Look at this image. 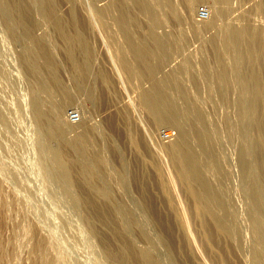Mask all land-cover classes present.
<instances>
[{
	"label": "rangeland",
	"instance_id": "374dc122",
	"mask_svg": "<svg viewBox=\"0 0 264 264\" xmlns=\"http://www.w3.org/2000/svg\"><path fill=\"white\" fill-rule=\"evenodd\" d=\"M22 1L21 10L14 7L6 16L11 1L0 0V264H144L143 252L158 264H264V94L259 128L255 83L247 75L255 67L264 85V0H153L160 20L155 30L175 44L157 75H177L185 95L176 88L172 95L185 103L182 113L192 136L200 132L210 148L194 142L206 167L202 176L215 190L213 199L212 190L207 196L211 217L199 212L187 192L199 184L184 182L171 163L168 148L179 128L154 124L146 108L143 91L152 80L115 21L116 0L57 2L68 28L87 36L91 71L82 87L58 25L43 14L40 0ZM110 2L114 9L96 13V7ZM201 6L213 10L212 27L198 17ZM140 14V24L133 26L138 37L150 29L147 14ZM231 26L261 28L262 40L253 34V41L228 42ZM42 37L63 89L34 52ZM39 110L64 128L71 177L55 154L62 143L49 134ZM71 111L79 114L78 122L71 121ZM165 131L172 138L166 139ZM241 155L247 173L240 168ZM82 165L102 192L91 189ZM165 177L175 207L163 188ZM219 201L226 208H216ZM214 217L232 230H219ZM38 242L42 249L36 248Z\"/></svg>",
	"mask_w": 264,
	"mask_h": 264
},
{
	"label": "bare ground",
	"instance_id": "6f19581e",
	"mask_svg": "<svg viewBox=\"0 0 264 264\" xmlns=\"http://www.w3.org/2000/svg\"><path fill=\"white\" fill-rule=\"evenodd\" d=\"M10 1L11 2H9L7 9L4 10V13L6 14V16L9 13H10L9 15H12L11 13L14 12L13 11L14 7H18L17 9H19L20 7H22V3H23L22 0H10ZM40 1H41V7H42L43 14L46 15L50 20H52L53 22H55L58 25V27L60 29L59 31L62 34V36L64 37V39H65L64 41H66V43H67V46H66L67 47V57H68L67 59L69 60L71 67L74 70V74L77 78L76 82H78V85L80 87L84 86L86 84L85 80L88 76V73H90V71H91V69H90L91 63H90V55H89V44L87 41V36L85 35L83 30H81V29H77V30L72 31L70 29V27L68 28L65 18H64V21L66 23H64V21H62L63 18L60 17V15L58 14V11H57L58 0L57 1L56 0H40ZM224 2H225V0H224ZM226 2H227V0H226ZM112 3H114V2H112ZM131 3H132V5H131ZM153 3H154L153 0H116V2L114 3L116 6H114L110 2V4L107 3L105 6L98 7V8L96 7L97 12L96 11L95 12L97 14L98 13L101 14V16H102L103 13H105V12L108 13L109 10H111L113 6L115 8L117 7V10L114 9V7H113V9L117 12H114L112 10L113 14L117 13L116 14L117 17L114 14L115 17L117 18V20H115V17H114V20L121 27L122 31H124V33L128 39L127 42H129L130 47L132 48V52L134 53V55H136L135 57L137 58V61L139 62V60H140L141 66H142L143 70H145L144 72L148 74V76L147 75L146 76L152 80V87L150 89L143 91V100H144V103L146 105V108L148 109V111L152 117V120L154 121V124H170V125H175L179 128V135L177 136V138L172 140L173 143L168 148V152H169L168 154L170 156V159L172 160L171 163L174 162L176 164L175 166H177V168L179 170L178 173H180L179 176H181L180 179L181 178L184 179L185 180L184 182L189 183L190 181H193L194 184L196 182L199 184L200 187L198 188V186L196 185V187H197V189H196L195 187H191L189 184L186 183L187 185L190 186L189 187L190 189L187 192L191 193L196 198V200H197L196 202L201 205V206L198 205L199 207H197V203L195 202V199H194V202L196 204L195 205L196 208H200V209H198L199 212L202 210L201 212L204 211L205 213H207V212L211 213L213 208H210V204H209L210 202L208 199V197H210V196L208 194L212 190V193H210L212 198H210V200L213 199L212 195L215 194V192H214L215 190H214V187L212 186V183H209V180L206 181L203 178L204 174L202 176V172L206 173V171H203L206 167L204 166L205 164L203 165L204 162H202L203 159H201L199 151L197 150V148L194 147V142L196 143L195 146L198 144L199 145L203 144V146L206 148H209V146L206 143H204L200 132L197 131L195 138L192 136V131H191L190 125L187 123L188 120H186V118H187V116H185L186 113H185V115L182 113V112H184L183 111V109H184L183 104H185V103L182 101V103H183L182 104L181 101H179V99H178L179 96L174 97L172 95L173 90L177 89L176 91H178V92L182 91L181 86H179V84L177 82L178 79L176 80V77H175L177 75H175L173 73L172 74L175 76L168 74L164 77H158V75H157V70L160 69V64H162L164 57L173 51V48H175L174 47L175 44H174V41L168 39L167 36H161L156 32L155 28L159 24L160 20H159V15L157 14ZM130 5L135 7L134 10H137L136 11L137 13L131 9ZM23 7H24V4H23ZM21 9L22 8H20V10ZM20 12L18 11V15L20 14ZM118 12H119V14H118ZM138 13L139 14L143 13L144 15L147 14L145 16H148V19H149V28H150L149 33H148V35H145V36L143 35L141 37L140 36L138 37V35L137 36L135 35L134 27H133L136 23H138V20H140L137 18L139 16ZM19 17H20V15H19ZM216 19L217 18L215 17L213 10L210 8L209 18L203 19L201 21H203L204 25L207 28V26L212 27L215 24ZM138 24H140V23H138ZM26 26H28V25H26ZM136 26H137V24L135 25V27ZM135 29H136L135 31H137V28H135ZM30 30H31L30 27H27L25 32L28 35H31V37H33V35H32L33 33ZM228 32H229L228 42H234V44H236V45H240L242 40L247 38V37L249 38V41L250 40L253 41V34L256 36V38L257 37L259 38L256 40V41H258V40H260L261 34H262L261 28H257V27L245 28V27L231 26L229 28ZM36 40H38V39H35L34 41L36 42ZM261 40H262V38H261ZM212 41L214 42V38ZM216 41L214 42V44L217 43ZM37 44H39V45L36 49H35L36 46H34V49L36 50L34 52L36 53L37 58L39 60L42 59L41 61L43 62V64H45L46 67L51 70L52 75H51L50 79L53 80L52 82H54L55 85H58L59 87H61L63 89V83L58 76L57 64H56V61H55V58H54V55H53L51 49L46 45L45 39L43 37H42L41 41L38 40ZM248 44L250 45V42ZM256 44H258V43L256 42ZM257 46H259V44ZM261 47H260V49H261ZM238 48H240V47H238ZM251 48L252 47H250V49ZM215 50H216V48H215ZM218 53H219V49H218ZM247 57H249V56H247ZM223 61H221L220 64H222ZM251 61H252V63H254V60H251ZM251 61H250V63H251ZM42 62H41V64H42ZM225 64H226V62L222 66L224 67ZM142 68H140V70ZM257 70L255 69V67L251 66V68L247 72V75L251 80L254 81V82L253 81L252 82L255 83V86L252 83V88L254 86V89L252 90V101H253V111H254L255 116H256L255 125H257L259 127L260 122L261 123L263 122V121H261V118H260V113H261L260 111H261L262 107H260L261 105L259 103H260V100L264 94V89H263L264 85L262 86V81H260V79H263V78H261L262 75L260 76V74H258ZM145 73L143 75H145ZM44 79H45V77H44ZM48 82H43V86L47 87ZM172 88H173V90H172ZM182 93H183V91H182ZM183 95H185V93H183ZM64 96H66L65 98H67L68 101H71L73 99L71 94H69L67 92H66V95H64ZM186 107L189 109V105L188 106L186 105ZM185 110H187V109L185 108ZM39 115H40L41 121L48 127L49 134L53 137H57L60 139L62 145L56 149L55 154H56V157L58 158L59 162L63 166L64 170L66 171L67 175L69 177H71L72 169H71V166L67 160V149H66L67 142L64 141V139H63V136L65 134L63 126L60 125L55 119H52L50 114L46 113L45 111L39 110ZM183 115L185 116V119L183 118ZM263 116H261V117H263ZM82 117H83V115H82ZM262 125H264V123H262ZM259 128H258V130H260ZM263 134H264V132H263ZM240 163H241L240 168H242L244 172H246V171L248 172L249 165H248V162H247V159L245 156L241 155ZM203 166L205 167L204 169H203ZM156 167H157V165H156ZM158 168H160L159 165H158ZM80 172L85 177V179L87 180L90 187L92 186L91 189L93 188L97 191L102 192L100 186L95 184L93 174L91 173V171L88 167L82 165L80 167ZM162 178H163V176H162ZM165 178L166 179L165 180L162 179L161 182H162V185L165 186L163 188L164 189L166 188V190H168L166 185L169 184V182H168L169 180H167V177H165ZM68 182H69V180H68ZM71 182H73V181H71ZM207 182L210 185L207 184ZM187 185H185V186H187ZM192 186H194V185H192ZM209 186L213 187V188L210 189ZM255 191L256 192H253L254 193V199L257 200L259 198L258 192H257V190H255ZM168 192H169V190H168ZM171 193L172 192H169L167 197L171 203V207L172 206L175 207V204H176L174 202L175 196L173 197V195H172L173 193L172 194ZM219 198H221V197H219ZM220 201H223V200L220 199ZM220 201H219V204L217 202V207H216V203L211 202V204H213V205L215 204L216 208H218L219 207L218 205H220L219 210H221L224 202L222 204H220ZM213 205H211V206L213 207ZM225 208H226V205H225ZM173 209H176V208H173ZM194 210H195V208H194ZM214 210H216V209H214ZM219 210H218V213H219ZM224 210H227V209H224ZM224 210H223V212H224ZM218 213L217 214L215 213L216 215L214 214L212 216L216 217L218 215ZM207 215L210 216L211 214L207 213ZM219 215H220V213H219ZM178 218L181 219V222H182L183 217L182 218L178 217ZM217 218H218V216H217ZM217 218H215L216 220L214 219L215 221H213V223L215 224V222H216L217 228L219 230L225 231L224 229H226L227 226L225 227L224 223ZM226 218H228V216H226ZM220 219H224V218L221 216ZM225 221H226V219H225ZM210 222H212V221H210ZM227 222H228V220H227ZM182 224H185V223H182ZM213 226H215V225H213ZM229 226L230 225L228 224V227ZM186 227H187V225H186ZM218 229H217V231H218ZM230 229L232 230V227ZM209 231H211V230H209ZM222 231H220L219 233H221ZM228 236H229V234H228ZM215 239L217 240V237ZM36 248L42 249L43 248L42 242H38L36 244ZM142 255H143V260H144L143 263L144 264H158L154 259L150 258L147 255V253L143 252ZM126 264H128V262Z\"/></svg>",
	"mask_w": 264,
	"mask_h": 264
},
{
	"label": "built area",
	"instance_id": "2783aa9c",
	"mask_svg": "<svg viewBox=\"0 0 264 264\" xmlns=\"http://www.w3.org/2000/svg\"><path fill=\"white\" fill-rule=\"evenodd\" d=\"M210 16V9L208 8V6H201L200 9L198 10V17L203 20V19H207ZM70 119L73 122H78L80 117L79 114L77 112L71 111L70 114ZM163 136L166 139H170L173 136V133L171 131H165L163 132Z\"/></svg>",
	"mask_w": 264,
	"mask_h": 264
}]
</instances>
